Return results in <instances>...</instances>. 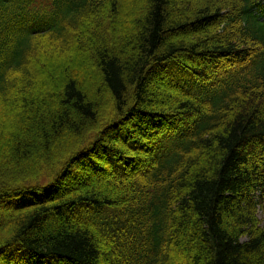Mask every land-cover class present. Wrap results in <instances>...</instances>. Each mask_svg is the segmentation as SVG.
<instances>
[{
  "label": "trees",
  "instance_id": "1",
  "mask_svg": "<svg viewBox=\"0 0 264 264\" xmlns=\"http://www.w3.org/2000/svg\"><path fill=\"white\" fill-rule=\"evenodd\" d=\"M263 1L0 0V264H264Z\"/></svg>",
  "mask_w": 264,
  "mask_h": 264
},
{
  "label": "rangeland",
  "instance_id": "2",
  "mask_svg": "<svg viewBox=\"0 0 264 264\" xmlns=\"http://www.w3.org/2000/svg\"><path fill=\"white\" fill-rule=\"evenodd\" d=\"M198 2V3H197ZM47 4L46 0H34V3H33V6L36 8V9H39L41 8L42 6H45ZM197 4H200V0H193V5L194 7H196ZM141 6V3L139 4ZM198 6V5H197ZM131 10V9H130ZM81 67L83 68V71L84 74H83V77L85 78H89V79H92V78H95V79H98L99 78V75H98V71L96 68H94L89 61L87 60H81ZM73 67V66H72ZM51 74L55 77L54 79V88L56 87H61L62 86V78L60 76V74H58V69L57 67H54L51 71ZM86 80V79H85ZM153 88V87H152ZM161 95L162 94H165V92H162L160 91L159 92ZM103 99H104V103H105V109L110 105V103L112 102L108 96V94H105L103 96ZM38 100L40 101L41 104H45V102L47 101V96L45 95H39L38 97ZM43 106V105H42ZM68 138L65 137L61 142H63L65 145L67 144L68 142ZM54 144V143H53ZM52 153V149L51 151H49V154ZM61 154H63L61 152ZM53 156V155H52ZM60 157V156H59ZM58 156H55V157H52L51 160H50V164H54L58 159H59ZM80 170V169H78ZM86 173V172H84ZM87 175L89 174L88 171L86 173ZM70 184H71V187H73L75 189V187H79V183H80V176H79V171L77 172V174L73 173L72 176H70ZM68 181V180H67ZM92 181V180H91ZM92 183H94V180L92 181ZM32 199H20L19 200V203L20 204H23V203H26V202H29L31 201ZM259 219L264 223V205L263 207L259 210ZM39 263V262H38ZM44 264H64V263H56V262H53V261H46Z\"/></svg>",
  "mask_w": 264,
  "mask_h": 264
}]
</instances>
